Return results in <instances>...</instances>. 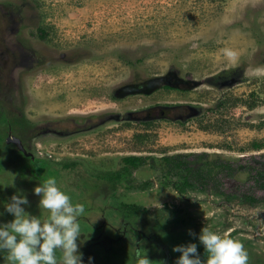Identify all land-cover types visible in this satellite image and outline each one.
<instances>
[{
	"label": "rangeland",
	"instance_id": "1",
	"mask_svg": "<svg viewBox=\"0 0 264 264\" xmlns=\"http://www.w3.org/2000/svg\"><path fill=\"white\" fill-rule=\"evenodd\" d=\"M8 1L20 5L23 21L6 38L25 51L14 112L27 127L15 131L26 130L33 157L0 148V220L13 218L5 202L18 190L30 212L46 215L34 188L55 175L73 202L86 205L79 221L86 264L89 256L94 264H136L137 247L151 264H175V245L204 248V225L241 241L248 264H264V192L254 179L264 145L253 147L264 144V0ZM224 47L237 51L235 61ZM176 153L244 166L223 177L233 196L161 186V156ZM127 155L150 156L132 174L152 179V188L128 189L103 176ZM6 257L5 250L0 264Z\"/></svg>",
	"mask_w": 264,
	"mask_h": 264
},
{
	"label": "clouds",
	"instance_id": "2",
	"mask_svg": "<svg viewBox=\"0 0 264 264\" xmlns=\"http://www.w3.org/2000/svg\"><path fill=\"white\" fill-rule=\"evenodd\" d=\"M223 55L235 61L238 53L231 47H224ZM254 74H260V70H255ZM34 192L40 196L39 208L46 209L47 214H33L26 207L30 204L28 196L22 190L13 193L5 202L6 211L13 218L0 220V254L7 251L8 264H86L80 251L85 238L81 236L79 222L86 213V205L73 202L55 175L40 180ZM3 215L4 211H0V216ZM189 232L196 235L191 229ZM199 242L206 255H201L196 242L177 244L173 250L181 255L175 264H248L244 244L227 233L221 234L204 225ZM57 250L61 252L59 261ZM135 256L136 264L152 262L139 247ZM87 264H94V257L89 256Z\"/></svg>",
	"mask_w": 264,
	"mask_h": 264
},
{
	"label": "trees",
	"instance_id": "3",
	"mask_svg": "<svg viewBox=\"0 0 264 264\" xmlns=\"http://www.w3.org/2000/svg\"><path fill=\"white\" fill-rule=\"evenodd\" d=\"M47 32L44 28H40V38H45ZM263 142L255 141L253 147L260 149ZM150 156L145 155H127L122 158L123 166L115 171H110L103 176L110 182L125 183L128 189L147 190L153 187L152 179L138 182L133 176V169L149 163ZM202 162L198 164L199 162ZM162 166L159 170L158 181L161 186L170 185L181 195H185L190 189H198L201 191L213 192L227 198L233 194L226 192L224 189L223 177L233 176L241 170L242 165L234 166L233 162L223 157L210 158L203 154L176 153L165 154L161 156ZM259 165V163H258ZM259 167V166H258ZM253 168V167H251ZM255 169V168H254ZM253 171L250 169L249 174ZM254 179L257 187L264 192V165L254 172ZM245 198L252 202H259L260 198L253 194H243ZM126 207L134 210L141 209L138 204H124ZM200 253L206 254L205 249H199Z\"/></svg>",
	"mask_w": 264,
	"mask_h": 264
},
{
	"label": "flooded vegetation",
	"instance_id": "4",
	"mask_svg": "<svg viewBox=\"0 0 264 264\" xmlns=\"http://www.w3.org/2000/svg\"><path fill=\"white\" fill-rule=\"evenodd\" d=\"M7 1L5 4L0 1V127L6 128L4 132H0V148L4 146L5 149L8 146L14 145L27 157H33V153L28 150L25 143V138L27 137L26 130L20 129L21 131L19 130L18 133L15 131L16 125L21 128L24 127L23 129L27 127L24 126L25 119L20 118L18 121L17 118L19 117L14 112L17 109V107H14L20 102L19 93L21 85L17 73L19 74V70L25 67V51L20 41L17 44L10 45L8 42L9 38H6L9 36L7 34L10 29H13V32H20L21 26L19 25L23 21L18 8L20 5L17 4L18 7H16L14 1ZM14 21L16 24H11ZM16 34L19 35V33ZM20 55H23V59ZM172 112L173 108L163 110L165 116H170ZM69 130L71 129L69 128Z\"/></svg>",
	"mask_w": 264,
	"mask_h": 264
},
{
	"label": "water",
	"instance_id": "5",
	"mask_svg": "<svg viewBox=\"0 0 264 264\" xmlns=\"http://www.w3.org/2000/svg\"><path fill=\"white\" fill-rule=\"evenodd\" d=\"M151 86H152V84L151 83H149Z\"/></svg>",
	"mask_w": 264,
	"mask_h": 264
}]
</instances>
